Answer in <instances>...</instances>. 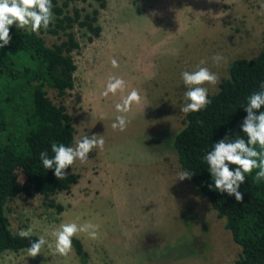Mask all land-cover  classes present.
Segmentation results:
<instances>
[{"label": "rangeland", "instance_id": "obj_1", "mask_svg": "<svg viewBox=\"0 0 264 264\" xmlns=\"http://www.w3.org/2000/svg\"><path fill=\"white\" fill-rule=\"evenodd\" d=\"M261 4L264 0H106L100 8L92 0L70 2L68 9H81L83 17L99 9L100 35L89 41L84 28L70 29L80 44L72 52L74 86L62 98L53 88L46 91L73 118V146L85 135H102L104 150L93 149L86 163L77 160L69 168L79 179L52 196L61 212L40 194L12 198L5 212L14 233L31 227L39 237L62 222H90L99 226L98 238L77 236L86 262L72 245L67 257L47 246L36 258L27 250H5L0 264H236L240 247L224 219L189 179H177L184 171L172 138L184 126L181 73L204 66L220 83L231 60L255 58L264 48ZM49 27L39 32L46 45L66 38ZM216 55L222 57L218 63ZM112 76L124 79L127 88L105 98L101 93ZM219 83L203 86L215 93ZM132 88L139 90L141 103L127 114V129L114 131L111 124L121 115L115 104Z\"/></svg>", "mask_w": 264, "mask_h": 264}, {"label": "trees", "instance_id": "obj_2", "mask_svg": "<svg viewBox=\"0 0 264 264\" xmlns=\"http://www.w3.org/2000/svg\"><path fill=\"white\" fill-rule=\"evenodd\" d=\"M75 0H52L54 20L49 31L66 36L48 46L44 38L31 31L10 27L11 43L0 48V253L5 250H27L37 235L21 238L11 231L5 212L6 204L14 197L40 194L58 212L63 206L53 195L68 191L79 174L66 170L67 176L58 180L54 169H45L40 153L49 158L53 143L73 146L75 128L73 118L63 103L56 104L48 96L46 87L63 97L74 86L76 64L72 52L80 47L74 33L75 25L90 34L89 41L100 35L97 24L99 9L93 8L83 17L79 8L68 9ZM87 1V0H81ZM104 8L106 0H92ZM228 76L223 78L215 93H208L211 101L206 108L184 116V126L172 138L179 167L192 174L189 179L210 201L211 207L224 227L240 247L236 264H264V180L255 181L258 169L245 174L240 185L243 201L234 196L210 190L212 181L204 155L212 146L227 137L247 139L240 125L246 116L244 107L250 94L260 91L264 83V48L255 58H235L228 63ZM260 111H264L262 108ZM259 114V112H257ZM259 151V146L257 145ZM235 165H230L232 170ZM19 174L24 180H20ZM72 245L82 262L88 253L81 240L74 237Z\"/></svg>", "mask_w": 264, "mask_h": 264}, {"label": "clouds", "instance_id": "obj_3", "mask_svg": "<svg viewBox=\"0 0 264 264\" xmlns=\"http://www.w3.org/2000/svg\"><path fill=\"white\" fill-rule=\"evenodd\" d=\"M52 0H0V48H4L11 43L10 27L29 29L32 33L39 34L41 29H47L54 20ZM264 14V4L260 5V12ZM222 59L216 55L213 61L218 63ZM205 61H201L203 65ZM113 68H118V61L111 60ZM181 80L186 88L184 92L185 105L180 108L185 115L192 112H199L206 108L211 101L208 99V88L205 84L215 86L219 83L216 73L204 66H197L196 70L183 71ZM261 90L250 94L244 107L246 116L240 125L241 131L246 135L245 140L241 136L233 141H228L227 137L216 142L212 149L204 155L203 160L207 163L213 185H209L210 190H216L221 194L227 193L234 196L236 202L243 201V194L239 191L240 185L245 183V174H250L253 169H258L255 181L264 180V83ZM126 81L115 76L109 77L103 92V97L110 94L115 96L118 92H125ZM141 95L138 89L132 88L126 95H122L120 101L115 104V111L121 113L116 116L111 127L114 131H125L129 124L127 114L132 111L133 105L141 103ZM259 112V114H257ZM105 141L102 135H92L91 138L85 135L78 138L74 146H66L63 143H53L51 151L54 154L49 158L46 151L40 153V160L45 169H54V176L60 180L68 174L66 170L77 160L84 164L89 159V154L93 149L104 150ZM259 146V151L257 150ZM230 165H235L232 170ZM192 174L187 171L177 174L178 180L190 179ZM98 225L90 222L77 224L76 222H62L54 228L51 233L42 234L35 241H31L27 248V256L36 258L42 253V249L47 246L53 250L54 255L67 257L72 251V240L79 234H86L89 239L98 238ZM33 229H22L18 232L21 238H29ZM50 235L52 242L46 237Z\"/></svg>", "mask_w": 264, "mask_h": 264}]
</instances>
